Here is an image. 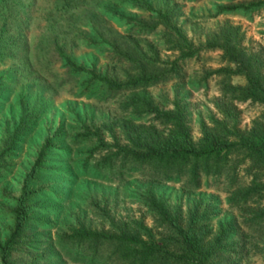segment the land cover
I'll return each instance as SVG.
<instances>
[{
    "label": "rangeland",
    "instance_id": "374dc122",
    "mask_svg": "<svg viewBox=\"0 0 264 264\" xmlns=\"http://www.w3.org/2000/svg\"><path fill=\"white\" fill-rule=\"evenodd\" d=\"M255 1L0 0V242L12 229V211L25 176L46 139L52 143L45 169L32 182L37 197L30 207L25 246L12 254L16 264L34 259L36 264H114L106 243L91 261L86 241L73 237L79 222L96 232L112 231L110 220L151 225L144 204L148 191L163 194L170 203H184L182 182L157 179L150 163L118 157L112 165L94 166L115 151L116 143L126 142L121 124L129 113L123 102L134 93L104 86L102 76L117 75L123 81V69L130 68L125 55L111 49L108 41L115 33L127 37L120 43L139 55L147 69L161 71L176 61L177 69L167 79L135 93L148 95L160 109H171L178 101L194 143L201 137V125L224 117L223 109H229L240 130H247L263 106L223 96L220 83L228 77L216 71L232 65L206 39L226 22L239 25L242 44L264 58V7L245 8ZM177 32L184 38L178 41ZM96 33L107 40H96ZM58 48L95 69L96 84H89L87 74L72 71ZM188 51L194 54L186 56ZM159 61L164 62L160 67ZM229 82L243 85L246 80L233 75ZM139 122L164 129L147 111L134 121ZM95 129L111 149L99 146ZM227 190L225 175H202L197 193L216 196L226 209ZM246 260L264 264V256L252 250Z\"/></svg>",
    "mask_w": 264,
    "mask_h": 264
},
{
    "label": "trees",
    "instance_id": "16d2710c",
    "mask_svg": "<svg viewBox=\"0 0 264 264\" xmlns=\"http://www.w3.org/2000/svg\"><path fill=\"white\" fill-rule=\"evenodd\" d=\"M262 7L264 0L249 3L245 8L254 11ZM95 36L96 40H107L101 33ZM115 36L108 41L111 49L125 55V62L130 68L123 69V81H118L117 75L102 76L104 86L134 93L123 102L124 110L129 113L121 124L126 142L116 143L115 151L107 153L102 162L94 166L112 165L118 157L125 162L150 163L159 173L157 179L182 182L186 197L184 203H170L163 194L148 191L144 204L149 210L151 225L142 220L120 225L110 220L112 231L96 232L79 222L73 237L86 241L91 261L98 257L99 245L106 243L108 258L114 264H248L246 259L251 250L264 256L263 54L242 44L244 35L239 25L226 22L208 34L207 46L221 50L223 59L232 65L216 71H225L228 77L220 83L223 96L230 100L259 102L263 110L249 129L240 130L229 109H223L224 117L212 118L210 125H201V137L194 143L186 111L178 101L171 109H160L152 105L148 95L135 93L136 89L167 79V74L176 71V61L166 65L169 66L166 69L161 68V71H156L154 66L147 69L139 55L120 43L121 38L127 37L118 33ZM177 36L178 41L184 38L180 32ZM89 41L92 42L91 39ZM58 52L72 71L87 74L89 84H96L98 74L95 69L77 63L65 55L62 48H58ZM185 54L192 56L194 53L188 51ZM156 57L158 61V55ZM163 64L159 61L158 67ZM233 75L244 76L245 84H231L229 81ZM146 111L153 114L164 129L156 131L152 125L134 123L144 118ZM90 133L89 130L87 134ZM93 135L101 148H112L104 141L99 129H95ZM51 146L49 137L41 146L25 176L22 191L15 199L12 229L8 238L0 242V264H16L12 254L25 246L23 239L30 220V207L37 197L32 182L45 169L44 157ZM202 175H225L228 184L226 209L220 207L216 196L197 193ZM29 264H36V259Z\"/></svg>",
    "mask_w": 264,
    "mask_h": 264
}]
</instances>
